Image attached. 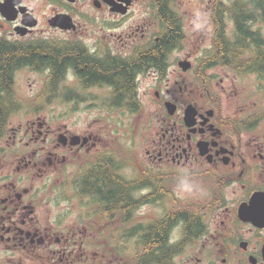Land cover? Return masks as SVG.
Listing matches in <instances>:
<instances>
[{
  "label": "flooded vegetation",
  "instance_id": "obj_1",
  "mask_svg": "<svg viewBox=\"0 0 264 264\" xmlns=\"http://www.w3.org/2000/svg\"><path fill=\"white\" fill-rule=\"evenodd\" d=\"M11 1L17 17L8 20L0 10V44L23 55H43L12 68L11 92L20 100L59 96L61 103L39 105L35 113L28 109L22 124L13 118L0 135V247L76 264L79 256L96 260L81 239L88 232L101 237L103 231L108 255L116 259L122 251L126 258L131 241L136 252V241L158 227L167 231L171 249L180 243L183 251L202 246L222 263L234 255L237 264H264V78L210 63L216 22L235 35L228 2ZM37 11L48 17L43 20ZM29 15L37 26H30ZM61 16L69 23L53 26ZM258 22H252L253 30ZM253 77L255 85L242 92L244 104L230 113L226 94ZM132 95L143 110L144 97H151L162 118L133 122ZM168 104L175 106L174 114ZM190 107L196 116L187 121ZM42 108L60 111V118L42 114ZM69 111L125 115L116 117L118 129L101 118L79 130L69 125ZM55 177L57 187L77 196L43 199ZM182 179L191 191L178 192ZM91 183L100 188L95 194ZM53 204L61 214L56 224L45 223L52 211L43 209ZM73 217L76 227H83L68 229ZM116 264L129 262L121 258ZM189 264L203 260L197 256Z\"/></svg>",
  "mask_w": 264,
  "mask_h": 264
},
{
  "label": "trees",
  "instance_id": "obj_2",
  "mask_svg": "<svg viewBox=\"0 0 264 264\" xmlns=\"http://www.w3.org/2000/svg\"><path fill=\"white\" fill-rule=\"evenodd\" d=\"M228 10H230L235 20V35L231 38L230 35L226 34L222 21L216 22V34L213 36L214 52L212 53L210 63L214 66H229L240 75L243 72L260 73L263 75H260L261 78H264V35H261V30H253V25L255 24H252L253 21L254 23L256 22V19L259 22H264V0H235V2L228 5ZM36 57L42 58L43 55L39 52L23 55L20 52H15L7 44H0V135L4 134L12 119L22 110V101L11 92V78L14 71L12 68L25 59ZM57 64L58 66L61 65L60 59ZM101 74L103 77L109 76L103 72L99 73V75ZM41 97L43 101L48 103L50 100V103L54 102L52 100L60 101L59 96L43 95ZM115 99L119 101L121 97L116 96ZM130 99L133 104L131 115L142 112V105L141 103L138 104L137 97L132 95ZM36 109L41 108L36 106L35 109H31L32 112L30 113H35L34 110ZM104 115V118L114 123L115 128L118 129L119 127L114 121L117 122L116 117H119L118 115L123 117L125 112L113 111L107 112ZM97 186L91 183L89 185L90 191H93L95 194V191L100 189ZM53 193L56 195L55 198L57 200H67L77 196L75 191L71 192V196H68L69 192L61 190L57 186L53 188ZM101 194L103 196L108 195L107 186L106 189H101ZM104 226H107V224H100L101 228ZM150 229L153 230L152 234L148 233L145 239L136 241L135 250L137 251L135 254L126 258H123V254H118L120 259L122 258L123 261L126 259V262H129V264H175V259L183 252L184 244L180 243L177 247L171 249L168 247L167 231H158V227L155 229L151 227ZM102 232L100 234L101 238L104 242L108 243L107 236L103 235ZM122 243L124 241H121V246L118 245V247H123ZM186 243L190 244V240L186 241ZM160 245L162 246L161 250H159ZM139 246L141 248L144 247V252H139Z\"/></svg>",
  "mask_w": 264,
  "mask_h": 264
},
{
  "label": "rangeland",
  "instance_id": "obj_3",
  "mask_svg": "<svg viewBox=\"0 0 264 264\" xmlns=\"http://www.w3.org/2000/svg\"><path fill=\"white\" fill-rule=\"evenodd\" d=\"M225 1L228 2V5L235 2V0H225ZM35 2L40 4V2L37 0H35ZM180 2H181V0H178V6H182ZM45 12L37 11V13L39 14L38 16L40 18H42L43 20L48 17V14H45ZM256 28L258 30H261V35H264V22H258V25ZM228 30H229V28H228ZM232 32L233 31H231V33ZM229 34H230V31H228V35ZM217 72H219V74L222 73L221 71H217ZM230 78L231 79L233 78L232 74H231ZM255 83L256 82H255L254 77L247 79L243 82V88L242 89L229 91L226 94L225 104H227V106L229 107L228 111L230 113H232V114L237 113L238 107L240 105L244 104L241 101L245 97L244 93H242L243 90L249 89V87H252L253 85H255ZM258 84H259V82H258ZM218 90L220 91V89H218ZM20 98L22 100V103L25 105V107H24L23 111H21L19 114H17L15 116L13 121L16 125L22 124L25 121V119L28 118V115L26 116V114L28 113V109L29 110L35 109L36 106H39V105L44 106L45 104L48 103V102L43 101L41 96L26 95V96H21ZM150 100H151V97H144V102L146 103L145 109L140 113L132 115V121L133 122H136V124H137V122L139 120L150 121V120H158V119L162 118V116H161L162 111L160 110V108L157 109V108H154L153 106H151ZM52 101H54V102H51V104L52 103L53 104L61 103L60 101H56V100H52ZM250 106H252V103L250 105H247V107H250ZM41 113L44 115H52V116H56V117L60 118L61 112L60 111H53V109L52 110H45L42 108ZM67 115H68L67 119L69 121V125H75L76 127L78 126L79 128H77V129H79V130H81L82 127H87L88 125L96 123L98 121V119L104 118L102 116V113L97 112V111H95V112L69 111V112H67ZM118 116H120V115H118ZM99 125H100V123L99 124L97 123L95 125V127H97ZM139 147L143 148L142 144H140ZM51 182H50V185H51L50 189L49 190L44 189V193H45L46 197L43 195L42 196L43 199L48 198V199L56 200V198H55L56 195L53 193V188L55 186H57V184H60V183L57 180V177L53 178ZM47 209L51 210L52 213L50 214V218L48 217V214H46L44 216L45 217V223H48L51 221L54 224H56L55 216L57 214H61L60 207H57L56 205H54V207L46 206V207H44L43 211L45 212V210H47ZM148 211H149V209H148ZM68 221H69L67 223L68 229H70V228L72 229V228L77 226V225H75L76 219H74V217ZM77 224H79V223H77ZM79 226H80V228L83 227L80 224L76 228L78 229ZM81 242H83L85 244L86 251H88V253L91 254L90 257L92 256L93 253L97 254L98 257L96 258L95 261H92V259H91L90 261L86 262L84 260V258L79 256L77 258V260L75 261L76 264H116L118 261H120V257L118 256V254H122V251H120V250H122L121 249L122 247H119L120 252H117L116 253V259L115 258L113 259L112 256L108 255L107 243L104 242V240L101 237H97L95 234L92 235L90 232H88V235H83V239H81ZM133 244H134L133 241H131L130 242L131 248L127 249V253H125L126 257L135 254L134 249H133ZM118 245H119V243H117V246ZM197 256H198V258H201L203 260V264H222L221 260L220 259L218 260L217 255H214L212 253V251L208 248L203 250L202 246H198L196 248L187 247V249H185L175 259V264H189ZM227 260H228L227 264H237V258L234 255L230 256ZM0 264H54V263L47 260L46 256L41 255V254L37 255L35 257L28 258L21 253H17V252L13 253L10 250H5V249L0 247Z\"/></svg>",
  "mask_w": 264,
  "mask_h": 264
},
{
  "label": "water",
  "instance_id": "obj_4",
  "mask_svg": "<svg viewBox=\"0 0 264 264\" xmlns=\"http://www.w3.org/2000/svg\"><path fill=\"white\" fill-rule=\"evenodd\" d=\"M0 10L3 14V16L5 18H7L8 20H15L17 15H16V12L14 10V2L11 1V0H7L4 4H1L0 6ZM28 17H31V20H28L30 21L29 24L30 26H37L38 24V21L33 17V16H28ZM33 20V21H32ZM70 20H68L66 17H57V18H54L52 21H51V24L53 26H62V25H65L67 23H69ZM184 66V68L187 70L189 69V64L187 63H183L182 64ZM168 110L171 114H174L175 112V106L172 105V104H168ZM196 116V111L194 108L190 107L189 109H187L186 111V114H185V120L187 121H192L194 120ZM256 221H259L258 218Z\"/></svg>",
  "mask_w": 264,
  "mask_h": 264
},
{
  "label": "clouds",
  "instance_id": "obj_5",
  "mask_svg": "<svg viewBox=\"0 0 264 264\" xmlns=\"http://www.w3.org/2000/svg\"><path fill=\"white\" fill-rule=\"evenodd\" d=\"M178 192H189L192 190V185L187 179H182L177 186Z\"/></svg>",
  "mask_w": 264,
  "mask_h": 264
}]
</instances>
